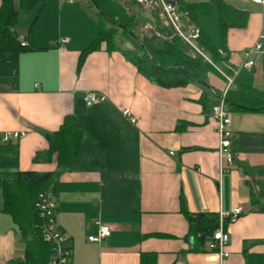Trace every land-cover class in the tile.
Segmentation results:
<instances>
[{
    "label": "crops",
    "instance_id": "obj_1",
    "mask_svg": "<svg viewBox=\"0 0 264 264\" xmlns=\"http://www.w3.org/2000/svg\"><path fill=\"white\" fill-rule=\"evenodd\" d=\"M37 1L22 11L17 28L35 50L20 57L17 86L0 85V135L24 133L16 142L19 171L56 173V219L70 240L71 264H264V112H231L234 162L222 170L210 116L220 99L198 83L159 87L106 43L78 70L99 33L88 0ZM211 1L185 0L208 7L198 21L222 56L213 64L221 77L209 75L208 84L222 95L241 87L264 91V57L254 56L252 69L241 68L243 52L264 35V5L224 0L249 16L245 27L228 30L223 48ZM88 93L106 100L87 106ZM67 117L83 138L72 165L61 168L57 155H45V133L58 131ZM182 200L192 214L232 215L243 207L225 227L228 258L194 250ZM3 208L0 188V264H16L24 260L25 244ZM101 226L110 227V236L89 242Z\"/></svg>",
    "mask_w": 264,
    "mask_h": 264
},
{
    "label": "trees",
    "instance_id": "obj_2",
    "mask_svg": "<svg viewBox=\"0 0 264 264\" xmlns=\"http://www.w3.org/2000/svg\"><path fill=\"white\" fill-rule=\"evenodd\" d=\"M1 2L0 85L16 87L20 57L24 53L35 50L28 43V35L22 37L17 28L22 11L35 9L38 1L20 0L19 8L16 7L15 0H1ZM88 2L91 11L97 17L99 33L81 54L78 70L84 65L89 53L98 50L102 43H106L109 51H120L144 77L162 88L186 87L190 83H197L198 78L208 83L209 75L221 77L213 64L220 65L222 56L201 28L197 16L200 10L208 9L207 6L188 4L185 0H175L183 18L188 19L189 24L199 29L197 43L206 51L211 63L200 55H189L187 52L191 47L189 48L178 37H172V41L168 42L158 34L142 39L138 36L154 58L156 62L154 66L140 45L126 30L120 28L123 26L134 32V19L126 13L123 5L117 0H88ZM211 2L218 7L223 48H225L228 30L245 27L249 14L235 9L224 0H212ZM154 18L162 26L161 31L172 36L171 27L164 23L161 13H156ZM118 31L123 32L125 43L118 36ZM126 43L131 45L130 49L124 48ZM179 67L188 69L190 73ZM205 93L208 94L206 90ZM225 99L230 113L264 112V91L250 87L231 88ZM202 102L206 105L205 101ZM45 137L49 144V151L45 155L48 158L57 155L59 167L69 168L76 158L83 138L76 120L73 117H67L58 131L45 133ZM16 142L3 143L0 140V188L4 200L3 211L11 215L25 244L24 260L16 264H49L54 255L53 246L42 238L40 230L42 220L36 209V202L42 193L48 191L55 193L56 173L19 171V151ZM182 213L189 224V236L194 240V250L198 252L208 250L213 234L220 227V216L215 213L192 214L185 208L183 200ZM230 221V218H226L224 227Z\"/></svg>",
    "mask_w": 264,
    "mask_h": 264
},
{
    "label": "built area",
    "instance_id": "obj_3",
    "mask_svg": "<svg viewBox=\"0 0 264 264\" xmlns=\"http://www.w3.org/2000/svg\"><path fill=\"white\" fill-rule=\"evenodd\" d=\"M144 6H158L162 9L167 25L178 31L180 36L184 38L186 44H188L196 53L200 54L205 60L209 61L205 56L203 49H199L194 44L199 38V29L194 25L190 24L191 35H184L181 30L182 14H178V5L175 0L168 2L167 0H137ZM251 2L264 5V0H250ZM63 43L67 40H63ZM27 45V44H25ZM264 57V35H260L257 42L249 49L243 52L244 62L241 65L242 69H252L255 66L253 57ZM229 84L233 82L232 78L226 77ZM226 97V93L223 95ZM84 102L87 106L103 102L106 100L104 96H99L93 93H88L84 96ZM210 116L216 124V131L219 136V157L221 163V169L224 170V165L231 166L234 162V153L231 150V113L224 100H220L219 104L215 105L211 109ZM24 137V133L7 132L0 135L1 142L17 141ZM58 202L55 194L52 191H48L39 195L36 202V209L42 220L40 227L42 238L45 242L50 243L53 246V257L49 264H71L72 263V251L70 248V240L67 235L58 228L56 213H57ZM244 209L242 206H238L232 215H220V227L212 237V242L208 245V251L216 253L222 260L229 257L227 252V246L229 244V235L225 232L224 220L230 218L231 221L238 218ZM111 234L110 227L101 226L99 234L97 236L88 237V241L91 243L100 242L103 239L109 237Z\"/></svg>",
    "mask_w": 264,
    "mask_h": 264
},
{
    "label": "rangeland",
    "instance_id": "obj_4",
    "mask_svg": "<svg viewBox=\"0 0 264 264\" xmlns=\"http://www.w3.org/2000/svg\"><path fill=\"white\" fill-rule=\"evenodd\" d=\"M168 2H170V1H168ZM123 6H124V8L126 10V13L129 14L130 16H132V18L134 19L133 20V26H134L133 30H134L135 34L137 36H139L141 39L143 37H151L154 34H158V35H160V37H163L164 41L166 39L168 42H171L172 39H173L172 37H178L182 42H185L184 38L182 36H180L178 31L175 30L174 28H170V30H172L170 32L172 34V36H168L167 34H164L161 31L162 30V26L159 25V23L154 18L156 13L160 12L162 14L161 7H158V6H150V7L144 6V5L139 4V2L137 0H128L127 3L124 4ZM177 12H178L179 15L182 14V12H180L179 8H178ZM180 20H181V27H180L181 32L184 35H186V36H190L192 33H191L190 24L187 21L188 19L186 20L182 16L180 18ZM216 21H218V19ZM118 36L125 43V39H124L122 31H118ZM194 44L196 45L197 48L202 50L201 46L197 43V41H194ZM186 45H188V44H186ZM126 46H128L127 43L124 45V47H126ZM189 48H190V46H189ZM190 50H188V52H187L189 55H191V56H194L196 54L200 55V54L196 53V51L194 49L190 48ZM203 52L205 54H207L206 51L203 50ZM216 71L218 73L220 72L218 70H216Z\"/></svg>",
    "mask_w": 264,
    "mask_h": 264
},
{
    "label": "water",
    "instance_id": "obj_5",
    "mask_svg": "<svg viewBox=\"0 0 264 264\" xmlns=\"http://www.w3.org/2000/svg\"><path fill=\"white\" fill-rule=\"evenodd\" d=\"M152 1L155 2V0H152ZM168 1L172 2L171 0H168ZM101 14H103V13L101 12ZM162 18H163L164 23L167 25V22H166L164 15H162ZM120 28H122L128 32V34L140 45V47L143 49V51L148 55L151 63L154 66H156V62H155L154 58L152 57V55L150 54L149 50L146 48L144 43L141 41V39L134 32L129 30L128 28L123 27V26H120ZM179 69L190 73V71L184 67H179ZM197 83H198V85H200L204 90H206L213 97L220 99V100H224L226 102L225 97L221 93H218L216 90H214L207 82L198 78Z\"/></svg>",
    "mask_w": 264,
    "mask_h": 264
}]
</instances>
